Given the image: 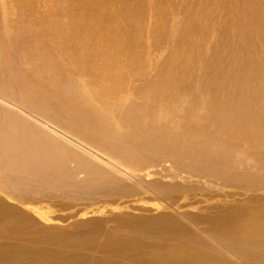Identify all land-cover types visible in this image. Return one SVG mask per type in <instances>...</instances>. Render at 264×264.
<instances>
[{"label":"rangeland","instance_id":"rangeland-1","mask_svg":"<svg viewBox=\"0 0 264 264\" xmlns=\"http://www.w3.org/2000/svg\"><path fill=\"white\" fill-rule=\"evenodd\" d=\"M92 1L95 4V0H87V8H92ZM96 1L97 3L102 2V0ZM118 1L120 0H113L107 6H103L106 7L105 9L101 7L104 11L100 13V16H107V13L113 9L123 13H128V9L132 8L134 11L144 10L147 12L142 20L145 29L141 30L144 41L142 43L143 46L146 44L147 49L139 44L137 49L141 50L136 57L131 56L128 51L124 52L126 56H131L135 63L140 59V64L137 67L142 72L144 80L143 82L137 78L127 80L125 73L130 69L122 71L120 77H122L123 87L126 88L124 91L126 97L130 96L132 91L150 86L156 80L153 77L159 74L157 71L161 65V75L165 78L162 85L165 87L180 85L184 79L186 86L192 85L200 88L205 86L213 89L214 97L221 92H227L229 98H224L219 105L221 113L218 112V109L216 112L222 114L223 117H232L235 123H237V119L231 113L238 115L235 108L240 96L232 90V87L235 86V81L238 78L249 81L253 85L261 84L262 102H264L262 49L257 45L256 50L251 51L252 46L244 47L239 44L244 39V34L250 32L254 27L261 29L262 25L264 27V0H129L131 6ZM114 2H117L116 6L113 5ZM89 4L91 5L89 6ZM80 5L81 3L77 0H26L25 2L0 0V122L13 117L19 119V122L20 119L25 120L28 130L50 135L47 147L55 146L54 143L56 146L60 145L55 146L56 154L60 155V158L64 153L61 151L62 149H66L68 154L70 152L72 154V158L71 154L65 156V159L62 158L63 161L65 160L63 166L67 172L66 175L70 178L68 181H71V186L68 189L61 190L59 187L49 189L45 186L42 191L47 190V194L39 195L34 193L36 190H32L37 184L40 185L39 181L30 180L29 183L32 185L26 186V188L32 194L26 196V204L25 202L18 203L0 190L2 205L22 209L30 223L49 230L46 235L42 233L43 236L57 238L59 234L68 232L69 235L67 233V238L64 241L65 246L53 244L58 245L56 248L59 250H66L69 247L68 253L77 251L71 245L77 239L87 244L89 236L87 231L103 229L111 233L116 232L112 221L143 223L152 218L166 216L175 220L195 237L200 234L203 239L201 248L179 249L180 251L178 250L177 253L182 254L181 256L185 253L197 254L208 259L210 255L214 254L218 256L217 260L223 258L226 262L230 261L227 262L228 264H264L263 247L258 244L251 246L248 245L249 242H244L246 241L244 236L254 243L258 241L259 236L260 241L264 238V131H256L257 136L252 137V140L248 139L249 130L244 131L248 123H255L258 118H262L261 124L262 128L264 127V103L261 107L255 100L244 108L246 116L240 119L241 122L238 124L240 128H243V132L237 142L234 139L233 175L230 184L223 183L217 178H207L202 174V168L199 173H193L190 170V165L185 166L186 161L177 166L172 161H163L162 158L154 160L151 158L153 154L143 148L140 152V154L144 153L143 157L139 159L145 165L134 170L135 165L128 164L113 155L110 157V154L101 147L102 144L108 143L128 149L119 139L122 134H136L133 132L136 127H130L135 126L133 122H130L129 125L128 120H121L123 107L126 106L125 102L122 103V106L121 104L114 105V107L110 106L111 104L105 106L101 99L102 95L96 97L98 89L90 88L94 75L91 57L88 55L89 61L86 64L90 65L89 71L84 73L85 70L82 66L84 63L75 56L76 34L70 13ZM109 6L112 7L108 8ZM18 8L20 9L18 10ZM28 9L31 10V16L27 17L30 12ZM152 10L161 14L166 27L163 36L158 38L161 40L158 43L153 42L148 35L152 21L159 19V16H152ZM28 19H30L31 25L28 24ZM81 22L78 23L79 27L84 23L80 24ZM19 23L21 25L24 23V25L20 26ZM126 24L128 22L122 21L121 31L129 29ZM25 25L27 26L25 27ZM116 26L114 25L113 28L116 29ZM18 27L26 29L19 30ZM113 28L112 30H114ZM178 29L179 34L177 32L176 36H180L181 43L172 39L173 33L175 34ZM106 35L117 38L112 32H108ZM98 45L107 51L111 48L102 39ZM2 47L7 49V57H3ZM186 51L192 53L194 59L189 60L184 57L183 54ZM251 52L254 54L253 61ZM23 53L26 54V57L23 56ZM99 53L102 55L103 52L99 51ZM46 56L51 58L55 70L60 69V71L52 74L46 71ZM126 56L122 63L127 62ZM97 60L101 61L102 57L98 56ZM109 70L113 71L114 69ZM19 74L23 75L22 84H20L23 89L21 90L15 82V80H20ZM24 77L26 81L29 80L32 87L23 80ZM101 81H103V75L97 74L95 85L100 87ZM24 90L29 92L27 97H25ZM54 91L59 92L62 97H66L68 100L77 102L80 109L75 103L76 108L73 110H84L85 115L87 114L84 121H79V118L71 112L73 110L56 112L49 106L50 102L46 105L43 104L40 98L48 97L47 93ZM243 92L244 90L240 91V93ZM198 93L197 95H200ZM260 94L261 92H252L251 96L257 98ZM131 98V105L134 102L137 103L135 96L131 95ZM205 115L208 116V113ZM81 117L83 118V115ZM73 118L75 119L73 120ZM157 124L160 125L158 121ZM50 126L53 128L50 129ZM93 128L95 130H92ZM97 128L101 131H97ZM254 129L257 130L258 127L255 126ZM249 134L255 133L250 132ZM234 135L235 133H232L230 136ZM219 139L223 140V136L221 135ZM219 139H216L217 144L220 143ZM135 144H138V140ZM105 145L110 150L118 151L117 148ZM110 150L107 151L110 152ZM58 152H62V154H58ZM112 153L115 155L114 152ZM97 156L100 157L99 160H97ZM77 160L79 162H76ZM80 162L91 166L89 171L84 170L83 166L79 167L80 170L77 169L76 165H80ZM193 163L190 161L188 164L193 165ZM206 166L205 164L204 167ZM212 168L214 169L215 165H212ZM91 177L94 183L88 184ZM2 182H0V189H3ZM111 184L123 187L122 192L114 198L104 195L109 192ZM85 185L92 189L85 188ZM142 185L148 187L157 185V189L166 193L164 195L145 193ZM83 186L84 189H82ZM12 188L16 189V187ZM12 188L11 190L14 192ZM126 190L129 192H125ZM164 196H169L170 199L161 200L164 199ZM167 201L171 203V208H167ZM197 217L229 222L235 228L234 232L230 233H237L238 235H236L239 237L242 233L241 238L238 240L233 238L236 244L222 245L221 251L220 247L213 244L201 233L198 225H195ZM93 222L98 223L97 226ZM120 229L123 232L131 231L125 225H122ZM216 229H221V226H217ZM33 236H35L34 233ZM99 236H97V245L102 246L101 243L105 241V235L101 232ZM4 238L0 236V246L7 244V238ZM29 241L21 239L17 240L15 244L28 245L29 248L41 250L44 247V250H47L53 246L49 241L36 242L32 245L28 244ZM162 242L163 239H160V244ZM245 245L250 247L247 248ZM145 249L140 248L139 254ZM261 250L262 252H260ZM198 251L200 252L197 253ZM254 251L262 253L263 257L258 261L253 260ZM102 252L103 250L98 249L94 259L103 261L107 257L111 261L122 262V264H142L134 262L138 260H135L138 254L124 260L118 255L108 256ZM155 254L160 255L161 253ZM83 255L86 257H81L83 259L81 262L77 257H72V264L93 263L91 261L94 259L91 255L86 253ZM0 264L4 263L0 260Z\"/></svg>","mask_w":264,"mask_h":264},{"label":"bare ground","instance_id":"bare-ground-1","mask_svg":"<svg viewBox=\"0 0 264 264\" xmlns=\"http://www.w3.org/2000/svg\"><path fill=\"white\" fill-rule=\"evenodd\" d=\"M21 1L25 2L26 0ZM77 1H79L81 5L79 7H76V9H74L70 13L72 17L73 28L76 34L77 45H74L76 47L75 56L79 61L85 64L82 65L85 70L84 73H88L89 71L90 65L86 64L89 61V56L91 57L94 75L91 79L90 88L98 89L96 97H100L102 95L101 99H103L102 102L105 106H108V104H111L110 106L112 107L118 104H121L122 106V103L125 102L126 108L123 107L124 111L123 114L121 113V120H128L129 125L130 122H133L135 123V126L130 127H136V129L133 131L136 134H122L119 139L124 145L128 147V149H122L117 145L113 146L114 144L111 145L108 143L102 144V149L106 153L110 154V157L116 156L117 158L123 159L128 164L135 165L136 167L134 168V170L145 165L142 164L141 159H139L143 157L142 155L144 153L140 154L143 148L153 154L151 158H153L154 160L157 158H162L163 161H172L177 166L179 164H183V162L186 161L187 163L185 164V166L190 165V170L193 173H199L200 169L202 168V174H204L207 178H217L220 179L223 183L230 184L233 175L232 162L234 139H236L237 142L241 132H243V128H240L238 124L241 122L240 119L246 116L244 108L247 104H252L255 100H257L262 107V103L264 102H262L261 84L258 83L257 85H253L249 81L241 78H238L235 81V86L232 87V90L234 92H237V94L240 96V98L238 99V104L235 108L238 115L231 113L237 119V123H235L232 117H223L222 114H218L216 112V109H218V112L221 113V108L219 105L224 98H229L227 92H221L214 97L215 91L213 89L205 86L201 88L199 86L194 87L192 85L186 86L184 83V79L182 80L180 85L165 87L162 85V83L165 82V78L161 75L160 65L159 70L157 71L159 72V74L157 73L158 75L156 77H153V79L156 80L152 82L150 86L138 91H132L131 95L135 96V100H137V103L134 102V104L131 105V95L128 97L124 95V91L126 88L123 87L122 77H120V75H122V71L130 69L127 73H125V77L127 80H133L134 78H137L142 82L144 80L142 72L137 67L140 64V59H138L137 63H135L134 59L131 56H138L141 49H137V46L139 44H142L143 46V32L141 30H143L144 28V23H142V20H144V15H146L147 12L144 10L134 11L133 8H126L128 9V13H123L115 11L113 9L110 11V13H107V16H100V13L104 11L101 7L107 6V4L112 2L113 0H102L101 3H97V1L95 0V4L94 1H92V8H87V0ZM118 2L130 5L129 0H120ZM91 4H89V6ZM116 4L117 2L113 3V5L115 6ZM29 7L32 6L29 5ZM110 7L112 6H109L108 8ZM19 9L20 8H18V10ZM28 11L30 12L27 17L31 16V10L28 9ZM124 12L126 11L124 10ZM151 12H153L152 16H159V19H156L155 21L151 20L152 24L149 26L148 35L153 42L158 43V41H161L158 38L163 36V31L166 30V27L161 14L155 13L154 10H152ZM120 20L128 22V24H126L129 27L128 30L121 31L120 24L122 23V21ZM80 21L84 22V25L82 24V22L80 23L83 27L78 26V23ZM27 22L29 25H31L30 19H28ZM23 25L24 23L22 25L20 24V26ZM114 25H117L116 29L113 28ZM26 26L27 25H25V27ZM23 28L24 27H22V29ZM112 28L114 30H112ZM22 29L19 28V30ZM214 30L212 31L214 32ZM108 32H112L113 35L117 38L109 37L108 35H106V33ZM177 32L179 34V29L175 34L173 33L174 36L172 35V39H176V42L181 43L182 40L180 36H176ZM101 39L106 45H109L111 47L108 51L105 50L102 46L98 45ZM239 44H242L244 47L247 45L252 46L251 51L256 50V46L259 45L264 56L263 25L262 29L259 27H254L250 32L244 34V39H242ZM79 47L81 50L79 49ZM143 48L147 49L146 44H144ZM99 51L103 52L102 55L99 53ZM126 51H128L131 56H126L124 54V52ZM1 53L3 57H7V49L5 47H2ZM183 55L189 60L194 59V55L189 51H186V53H184ZM23 56L26 57V54L23 53ZM98 56L102 57L101 61L97 60ZM125 56L127 58V62L122 63ZM253 57L254 54H252L251 52V60L253 59ZM45 61L46 71H48L49 74L60 71V69L55 70L50 57L46 56ZM109 69L114 70L112 71ZM97 74L103 75V81H101L100 87H97L95 85ZM18 77L20 78V80H14L21 90L23 89L20 85L22 84L21 81L23 75L19 74ZM23 80H25L27 84L29 83V80H27V82L25 77L23 78ZM23 84H25L24 81ZM28 85L32 87L31 83H29ZM241 90H244V92L240 93ZM24 92L25 97H27L29 92H26L25 90ZM197 92H199L200 95H197ZM252 92H261V94L259 95V97L254 98L251 96ZM91 93L93 92L91 91ZM47 94L48 97L40 98V100H42V103L45 105L50 102L51 104L49 106L56 112H64L67 109L73 110L74 108H76L75 103L77 102H73L71 99L68 100L66 99V97H62L59 92L54 91L48 92ZM203 99L207 100L204 101ZM78 107L80 109L79 104ZM111 109L112 108L110 107V110ZM71 112L73 113V115L79 118V121H84L87 115H85L84 110H73ZM206 113H208V116L205 115ZM81 115H83V118L81 117ZM74 119L75 118H73V120ZM18 120L13 117L6 118L4 121L0 122V182L3 181L1 183L3 185V189L0 190L2 191V193H4L8 197H11V199L13 200H16L18 203L25 202L26 204V196L32 194L28 192L26 186L32 185L29 183L31 181H39L40 185L37 184L32 189L36 190V192L34 193L39 195L47 194V190L42 191L45 186L49 187V189H57L56 187H59L61 190L65 188L68 189L69 186H71V181H68V179L70 178L66 175L67 172L65 170V167L63 166L65 164V160L63 161L62 158L65 159V156H70L71 152L70 154H68L66 149H62L61 151L64 153L62 154V152H60L62 154V157L60 158V155L56 154V144L54 142L53 143L55 146L51 147V144L49 145L51 148L46 146L47 143H49V139L51 138L49 137L50 135H46L38 131L28 130L25 123L26 121L20 119L19 122ZM261 120L262 118H258L255 120V123H248V125L245 127L244 131L249 130L247 134L248 139L256 137V131H264V127L262 128ZM157 121L160 123V125L157 124ZM255 126L258 127L257 130L254 129ZM51 128L53 127L50 126V129ZM92 130H95V128H93ZM97 131L100 132L101 130L97 128ZM55 132L58 133V131ZM250 132H254L255 134H249ZM232 133H235V135L230 136ZM221 135L223 136V140L219 139ZM66 138L68 139V136ZM217 138L220 140L219 144L216 143ZM137 140L138 144H135ZM52 141H54L53 138ZM105 144L110 147H114V149L117 148L118 151L116 152L110 150ZM78 146L79 144L77 145V147ZM107 150H110V152ZM111 151L114 152L115 155ZM60 153L58 152V154ZM97 158V160L100 159V157L98 156ZM190 161L192 163H195H193V165L188 164ZM76 162L79 161L77 160ZM205 164L207 165L206 167H204ZM212 165H215L214 169L212 168ZM76 166L77 169L80 166H83L85 168L84 170L86 171H89V168L91 167L89 165H86V163L82 164L81 162L80 165L77 164ZM91 183H94L92 177L90 178V182H88V184ZM96 183L101 185L97 181ZM42 185L44 186L41 188ZM12 187H16V189ZM86 187H88V185H85V188ZM142 187L145 193L151 192L152 194L158 195H164L166 193L161 189H157V185H152V187L142 185ZM11 188L14 189V192H12ZM82 189H84V186ZM122 190L123 187H118L116 186V184H111L109 192L105 193L104 195L114 198L116 195L120 194ZM125 192H129V190H126ZM163 198L164 199L161 200L170 199L169 196H164ZM166 203L167 208H171V203H169L168 201ZM201 218L203 217L196 218L197 222L195 223V225H198L201 233L208 239H210L213 244H217L220 249L222 248V245L236 244L234 243L236 241L233 240V238L236 240H238V238H241L242 233H240V237L237 236L238 234L236 232L235 233L237 235L230 233L232 231L234 232L233 229H235L231 223L226 221H215ZM111 223L115 225L114 227L116 228V232L111 233L103 229L93 232H91V230L87 231L89 232L87 244H84L80 239H77L71 244L72 248L77 249V251H73L74 253H68L67 249L69 247L66 250H59V248H56L58 245H53L59 244L60 246H65L64 241L67 238L68 232L66 234H59L57 238H53L51 236H43L42 233L46 235L48 234L49 230L30 223L27 215L22 209L8 205L3 206L2 200H0V236L7 238V244L5 243V245L0 246V260L4 264H72V257H77L79 262H81V260H83L81 259V257H86L85 255H83L84 253L91 255V257L94 259L97 254V250L99 249L103 250V254L105 253L108 256L118 255L119 257L124 258V260H128V258L138 254V258L136 257L135 259L138 260L134 262H139L142 264H228L230 262H228L227 260V263L221 257L220 260H217L219 258L214 254L210 255L208 259L197 254L190 255L185 253L183 254V256H181L182 254H178L177 251L179 249L181 250L182 248L185 249V247L201 248L203 246V243L201 242L203 241V239L200 234L195 237L190 232L186 231V229L181 227L175 220H172L166 216H164V218L163 216L152 218L143 223L128 222L122 220H115ZM93 224L97 226L98 223L93 222ZM122 225L129 227L131 231L123 232L120 229ZM217 226H221V229H216ZM97 229L99 230V228ZM101 232L103 233V235H105V241L101 243L102 246L97 245V236H99ZM33 233L35 234V236H33ZM244 238L246 240L244 242H249L248 245L252 246L258 244L259 246L263 247L262 250H264V238H262V240L260 241L259 236L256 243L248 240L245 236ZM21 239H24L25 241L30 240L28 243L29 245L35 244L36 242L49 241L53 246L50 248L47 247V250H44L45 247L43 248V250H41L37 248H29L28 245L15 244L17 243V240ZM160 239H163V242L161 244ZM31 240H34L35 242H32ZM242 240L243 238L241 239V241ZM245 246L247 247V245ZM140 248L146 249L139 254ZM262 250L260 252H262ZM155 251L161 254H155L157 253ZM255 251L253 253L254 255L252 259L258 261L263 256L261 255L262 253ZM199 252L200 251H198L197 253ZM67 254L68 256H66ZM104 259L105 260L103 261L94 259L91 262H93L92 264H122V262L111 261L107 257Z\"/></svg>","mask_w":264,"mask_h":264}]
</instances>
